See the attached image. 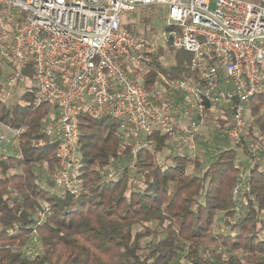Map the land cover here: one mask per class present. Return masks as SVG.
Here are the masks:
<instances>
[{"label": "trees", "instance_id": "trees-1", "mask_svg": "<svg viewBox=\"0 0 264 264\" xmlns=\"http://www.w3.org/2000/svg\"><path fill=\"white\" fill-rule=\"evenodd\" d=\"M145 10L150 15L141 19ZM135 13L136 22L122 25L135 35L154 33L152 20H166L163 9ZM137 24L145 28L140 31ZM160 52L173 55L170 67ZM191 58L188 52L160 46L149 67L132 66L130 75L146 87L157 85V71L172 80L192 78ZM2 69L0 63V125L20 131L22 158L0 153V264H264V168L251 171L249 191L234 199L247 162L220 139L231 126V107L217 111L220 116L208 126L215 156L189 159L171 153L163 161L159 156L171 150L180 126L173 133L143 136L154 143V153L142 149L133 159L126 125L109 115L92 119L82 114L81 189L71 195L51 179L58 145L42 132L58 108L33 104L32 65L24 72L25 92L7 104L9 74ZM248 110L246 136L264 143V94L252 97ZM242 158L251 159L246 143ZM97 169H113L117 179H104ZM44 204L51 215L34 236L35 215ZM30 246L38 249L33 258L22 253Z\"/></svg>", "mask_w": 264, "mask_h": 264}, {"label": "built area", "instance_id": "built-area-1", "mask_svg": "<svg viewBox=\"0 0 264 264\" xmlns=\"http://www.w3.org/2000/svg\"><path fill=\"white\" fill-rule=\"evenodd\" d=\"M144 8L164 10L166 26L159 34L122 28ZM163 45L192 55L194 77L172 80L157 71V85L146 87L130 69L149 67ZM0 63L15 68L6 79L9 91L26 82L24 72L32 65L33 104L58 108L42 132L58 145L51 179L71 195L81 189L82 114L109 115L126 125L133 159L142 149L154 153V143L143 136L173 133L180 126L176 140L195 159L200 126L210 113L226 108L220 105L224 95L231 126L220 139L241 151L246 143L251 153L234 199L249 191L251 171L264 168V143L246 136L249 102L264 94V0H0ZM5 129L9 135L0 134V153L22 158L20 131ZM97 170L107 180L116 176L113 169ZM50 215L44 204L35 215L34 236ZM22 253L33 258L38 249L30 246Z\"/></svg>", "mask_w": 264, "mask_h": 264}, {"label": "rangeland", "instance_id": "rangeland-1", "mask_svg": "<svg viewBox=\"0 0 264 264\" xmlns=\"http://www.w3.org/2000/svg\"><path fill=\"white\" fill-rule=\"evenodd\" d=\"M159 10V9H158ZM141 19H143V17H147L150 15L149 11L145 10L142 12L141 14ZM138 20V15L137 13H135L131 18L127 19V23H133L136 22ZM146 21V20H145ZM148 23V21H146ZM152 22L155 23H150V24H154L153 28H155V32L154 34H159L160 32H162L165 29L166 26V20H152ZM138 27V29L140 31H142V28L145 26L143 25H136ZM150 27V26H149ZM145 28V27H144ZM137 30V29H136ZM165 46V45H163ZM164 60V65L167 67H170L172 62H173V55L169 54L168 52L165 53H161L160 52ZM2 71L6 74H13L15 72V68L13 66H9L6 67L4 69H2ZM27 87L26 83H22L20 84L17 88L9 91L8 95L5 97V102L8 104L12 103V102H16V99L18 98V95L22 94L25 92ZM222 102H221V106L222 107H227L228 102L227 99L225 98L224 95H222ZM21 104H25L24 102L21 101ZM217 112H212L210 113V115L207 118L206 123H204L203 125L200 126V132L198 133V157H208V156H215L216 155V150L214 148V138H213V134L211 133V129L208 127L211 125L212 120L217 116V114H214ZM220 116V114H219ZM249 117V115H247ZM210 124V125H209ZM186 126H187V122H186ZM0 134H6L9 135L8 131L4 128V126L0 125ZM201 136V137H200ZM217 144V143H215ZM2 145V144H1ZM0 145V146H1ZM170 146H171V150L167 151L163 154H161L159 156L160 160L163 161L166 155L169 154H180V155H184L186 154V150L184 147H182L176 140V137L174 136V139L170 142ZM217 146H219V144H217ZM214 148V151H212V149ZM238 151V157L239 159H241L243 162H247L246 165L248 164V159L247 158H242V151L241 150H237ZM206 161V159H205ZM204 161V163H205ZM260 169H263V167H260ZM104 170V169H103ZM106 171V170H105ZM114 179H117V176H114Z\"/></svg>", "mask_w": 264, "mask_h": 264}]
</instances>
